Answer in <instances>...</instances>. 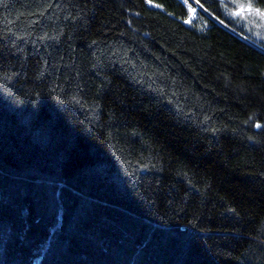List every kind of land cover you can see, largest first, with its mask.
I'll return each mask as SVG.
<instances>
[{
  "label": "trees",
  "instance_id": "1",
  "mask_svg": "<svg viewBox=\"0 0 264 264\" xmlns=\"http://www.w3.org/2000/svg\"><path fill=\"white\" fill-rule=\"evenodd\" d=\"M230 5L0 0V264H264V36Z\"/></svg>",
  "mask_w": 264,
  "mask_h": 264
},
{
  "label": "rangeland",
  "instance_id": "2",
  "mask_svg": "<svg viewBox=\"0 0 264 264\" xmlns=\"http://www.w3.org/2000/svg\"><path fill=\"white\" fill-rule=\"evenodd\" d=\"M234 5H230V9L234 14L240 12V6H245V11L242 12L239 16L240 19L245 22V24L253 29L256 33L264 36V11L260 10L258 7L254 6L251 3V0H232ZM251 4V9H247V5ZM256 10H259L257 12Z\"/></svg>",
  "mask_w": 264,
  "mask_h": 264
},
{
  "label": "snow or ice",
  "instance_id": "3",
  "mask_svg": "<svg viewBox=\"0 0 264 264\" xmlns=\"http://www.w3.org/2000/svg\"><path fill=\"white\" fill-rule=\"evenodd\" d=\"M185 2H187V0H185ZM199 2V0H197V3ZM247 9L248 10H252L251 9V4L249 3L248 5H247ZM193 11V13L195 12V10L193 9L192 10ZM245 11V6L244 5H241L240 6V12H238V13H236V15H240L242 12H244ZM257 12H259V10H256ZM262 14H264V13H262Z\"/></svg>",
  "mask_w": 264,
  "mask_h": 264
}]
</instances>
